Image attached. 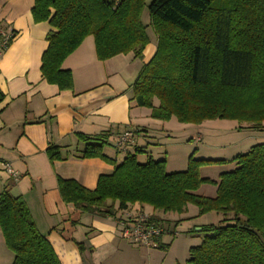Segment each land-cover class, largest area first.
Returning a JSON list of instances; mask_svg holds the SVG:
<instances>
[{
    "label": "trees",
    "instance_id": "1",
    "mask_svg": "<svg viewBox=\"0 0 264 264\" xmlns=\"http://www.w3.org/2000/svg\"><path fill=\"white\" fill-rule=\"evenodd\" d=\"M146 8L149 24L143 21ZM32 13L35 22L48 21L53 28L41 70L61 90L74 85L72 71L62 64L87 36L94 37L101 61L129 52L143 58L151 25L158 44L133 83L137 106L160 120L229 119L264 128V0H35ZM78 135L86 141L82 158L109 159L103 153L106 135ZM140 152L142 147L127 153L95 189L59 177L62 199L99 215L136 203L182 214L194 204L199 215L215 211L222 219L202 226L206 235L190 248L189 264H264V142L237 154L235 169L219 181L201 176L200 168L225 159L191 156L187 169L167 171L165 158L141 162ZM47 153L51 161L63 159L58 146ZM205 183L217 185L216 196L197 192ZM151 220L162 223L158 215ZM0 228L14 254L12 264H62L26 201L7 188L0 193ZM77 244L81 252L87 249Z\"/></svg>",
    "mask_w": 264,
    "mask_h": 264
},
{
    "label": "crops",
    "instance_id": "2",
    "mask_svg": "<svg viewBox=\"0 0 264 264\" xmlns=\"http://www.w3.org/2000/svg\"><path fill=\"white\" fill-rule=\"evenodd\" d=\"M34 5L35 0H0V30L16 31L0 58V159L9 161L19 173L18 180L1 173L0 193L7 188L26 201L39 231L52 243L62 264H163L157 247L168 249L165 234L150 247L136 244L122 235L120 221L125 212L145 213L158 215L168 226L182 214H164L139 203L114 215L94 214L65 202L58 187L61 177L95 189L99 177L112 174L136 147L143 148L138 158L150 153L149 129L159 127L161 121L151 117L150 109L137 106L132 97L133 83L142 64L155 53L156 43L145 48L143 60L129 52L101 61L95 39L89 35L64 60L62 67L72 71L74 85L61 90L43 77L42 56L53 28L48 21L35 22ZM125 130L135 135L126 149H118L116 141ZM78 134L90 138L106 135L103 153L109 159L82 158L86 141ZM51 146L60 148L63 159H49ZM77 242L87 249L81 252ZM13 260L0 228V264Z\"/></svg>",
    "mask_w": 264,
    "mask_h": 264
},
{
    "label": "rangeland",
    "instance_id": "3",
    "mask_svg": "<svg viewBox=\"0 0 264 264\" xmlns=\"http://www.w3.org/2000/svg\"><path fill=\"white\" fill-rule=\"evenodd\" d=\"M143 21L145 24L150 22L148 8L144 11ZM147 32L150 43H156L157 46L158 36L151 25H148ZM143 58L138 59L143 60ZM138 62H140L139 64L142 63V61ZM148 109L142 107V110ZM160 121L161 125L159 127L156 126L157 128H155L151 125L149 129L148 142L150 141L151 146L147 150L150 152L147 154L148 157L165 158L167 171L187 169L191 156L195 159H225L226 161L222 163H205L200 168L201 176L217 181H219L222 173L235 169L236 162L232 159L237 154L245 153L251 146L264 141V128L257 130L250 127L248 123L240 124L235 120L213 119L194 124L181 123L173 116L170 120ZM239 125L243 127L239 128ZM256 135L263 137L255 138ZM144 146L147 147V143ZM147 155H145V159L142 158L143 154L140 155L139 161L144 162L142 159L147 161ZM197 192L214 197L217 194V185L205 183L203 189ZM198 212V207L191 204L188 210L182 213L180 220L170 221L171 225H168L167 228L173 233L165 234V238L169 240L168 249L157 247L159 261L164 258L163 264H189L190 248L200 245L206 235V232L199 228L208 224H218L222 219V215L215 211L203 215H199ZM163 213L170 214L173 212Z\"/></svg>",
    "mask_w": 264,
    "mask_h": 264
},
{
    "label": "built area",
    "instance_id": "4",
    "mask_svg": "<svg viewBox=\"0 0 264 264\" xmlns=\"http://www.w3.org/2000/svg\"><path fill=\"white\" fill-rule=\"evenodd\" d=\"M13 32L0 30V58L9 47L11 40L14 39ZM135 133L132 130H125L117 139L116 147L126 149L133 140ZM7 173L13 180L19 179V173L7 160L0 159V181L1 173ZM122 235L133 243L143 246H152L161 236L171 232L167 226L161 222L151 220V216L143 213L125 212L120 221Z\"/></svg>",
    "mask_w": 264,
    "mask_h": 264
},
{
    "label": "water",
    "instance_id": "5",
    "mask_svg": "<svg viewBox=\"0 0 264 264\" xmlns=\"http://www.w3.org/2000/svg\"><path fill=\"white\" fill-rule=\"evenodd\" d=\"M199 229H202V227H201V228H199Z\"/></svg>",
    "mask_w": 264,
    "mask_h": 264
}]
</instances>
